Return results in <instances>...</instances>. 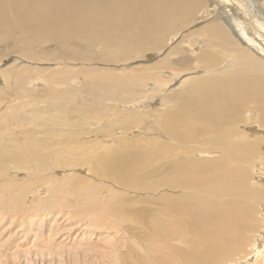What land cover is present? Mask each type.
I'll return each instance as SVG.
<instances>
[{
    "label": "bare ground",
    "instance_id": "6f19581e",
    "mask_svg": "<svg viewBox=\"0 0 264 264\" xmlns=\"http://www.w3.org/2000/svg\"><path fill=\"white\" fill-rule=\"evenodd\" d=\"M256 1L259 0H0V41L14 40L11 43L16 46L15 51L21 58L34 63L39 60V63L46 62L48 55H52L33 51L31 43L41 45L43 42L57 44L59 49L53 58L56 61L65 62L72 57L74 62H95L98 57L93 55L95 52L86 56L82 54V51L92 52L95 48L96 52L108 54L111 61H122L125 60L124 56L130 58L132 52L143 54L148 49L161 48L168 35L193 18L204 3L207 2V9L211 12V22L202 30L199 28L201 50L195 57L180 58L184 68L173 76L175 78L180 72L190 73L195 68L204 69V73L197 77L183 76L179 79L178 87L159 94L161 109L157 112L150 111L153 105L150 106L148 100L147 103L143 101L142 107H147L150 113L146 111L130 115L129 112V115H123L127 113L123 108L120 112L123 116L120 117L116 109L119 102L125 106L131 99L137 98L130 92L134 90L136 94L143 80L154 78L157 69L154 66L138 71L128 69L130 72L125 71L120 75L114 72L117 69L112 71L111 67L110 70H98L101 66L96 69L88 66L78 70L70 65L67 68L66 64V67L53 71L40 66H36L37 69L30 64L17 69L8 68L2 73V80L12 84L14 90L19 89L17 95L21 102L13 106V100L11 103L7 101L10 97L6 98L8 103L5 102L0 115V193L8 192L9 189L12 191L18 185L3 178V172L8 171L7 163L19 165L41 185L49 184L50 189H46V192L54 193L46 201L48 207L55 209L46 214L50 213L56 224L45 232V225L40 223L44 219V215L40 217L44 208L41 210L39 207V222L35 220L36 225H33L34 219H30L32 229L28 232L33 237L31 243L37 238L41 240L33 244V250H29L25 242L20 243L25 238V230L21 232L25 218L18 215L19 209H24L25 204L18 203L11 194L6 198L0 194V264H230L231 261L234 264H264V254L254 248L256 244L249 248V255L244 250L246 254L243 253V257L240 250L245 248H241L244 240L238 235L243 233L240 226L245 221L243 214L237 211L245 208L246 203L243 201L246 199L257 202L262 211L260 201L264 200V170H260L256 176L249 175L247 170L260 157L259 161L264 165V139H261L264 136V9H260ZM200 25L201 22H196L192 28ZM191 34L194 33H190L191 37L186 36L188 43L194 40ZM178 47L169 54L179 53ZM121 52L124 56L116 58ZM100 59L98 62L102 61V57ZM165 62L169 67L170 64L163 61L164 65ZM2 67L5 68V65ZM41 72L50 74L44 76ZM74 74H82L84 82H80L83 85L73 86L72 83H76ZM32 79L46 83L43 92H34V89L24 86L26 81L31 82ZM156 84L160 85V81L155 80ZM134 87L138 88L135 90ZM34 88L39 89L37 85ZM87 91L98 100L89 98ZM74 92L80 93V96ZM1 99L4 102L5 98ZM22 100H29L33 104L39 100L44 105H41L40 111L33 104L26 110ZM98 103L103 109H100L101 116L100 113L97 115L99 108L95 107ZM132 119L139 121L147 135L150 128V131L163 133L166 141L138 135L126 138L124 135L125 138L116 139L115 147H110L104 143V139H92V144L85 139L94 132L90 128L85 131L86 120L98 124L99 129L109 127L112 130L118 124L122 127L127 125H121L125 121H129V126ZM40 124H47V130L40 129ZM12 127L20 131L13 132ZM237 127H246L253 135L249 133L250 137ZM102 131L104 134L106 130ZM109 135L110 132L103 138ZM120 144L122 146L117 147ZM204 151L208 154L206 158H196V155H204ZM79 166L82 169L83 166L89 168L92 184H87V175L81 177L78 173V176L70 173L71 168L79 169ZM59 168L67 172L61 178L64 184L58 181L54 187H50L53 179L55 182L59 178H54L52 172ZM15 177L20 180L19 176ZM248 178L255 179L263 188L243 187L242 179ZM106 182L111 187L122 189L119 192L145 191V195L149 196H143L138 201L124 198L118 205H111L110 213L126 214L119 216V219L113 220L111 215L108 218L102 214L98 216L95 212L92 214L90 204H95V201L90 199L89 192L98 188L99 183ZM21 186L19 190L27 187L25 184ZM177 189H181L179 193L187 192L184 194L187 196L171 195ZM87 195L90 200L85 201ZM116 195L120 194L112 196L115 198ZM253 196L260 197V201ZM21 197L18 198L23 202L24 196ZM2 200L6 201V205ZM140 201L144 204L138 207ZM169 206L176 212L174 216ZM1 207L10 212H5ZM103 210L105 214L108 211L106 208ZM252 212L249 209L247 213ZM261 216L264 222V215ZM5 217L9 224L3 229ZM246 218L252 226L257 223L250 215ZM12 224L18 226L17 230H13L14 227L7 230L6 227ZM45 224L48 223L45 221ZM62 225L64 228L70 227L60 234ZM76 225L82 226L80 231L67 232ZM248 228L252 237L257 235L253 228ZM43 233L47 235L43 236ZM11 240L17 249L11 246ZM177 242L184 245L177 246ZM239 256L243 257L240 258L242 263L237 259Z\"/></svg>",
    "mask_w": 264,
    "mask_h": 264
},
{
    "label": "rangeland",
    "instance_id": "374dc122",
    "mask_svg": "<svg viewBox=\"0 0 264 264\" xmlns=\"http://www.w3.org/2000/svg\"><path fill=\"white\" fill-rule=\"evenodd\" d=\"M257 3H258V6H259V8L261 9H264L263 7H264V3H263V0H261V2H260V0L259 1H256ZM207 3V2H206ZM206 3H204L202 6H200V8L198 9V11L196 12V15L193 17V18H191V19H189V20H191V23H190V21L188 20V22L185 24V25H183V26H179V28H177L176 30H174L170 35H168V37L165 39L166 41H165V43H164V45L161 47V48H159L160 49V51H159V49H156V50H153V49H148L145 53L143 52V54H142V52H132L131 53V55L129 56L130 58H127L126 56H124V53H122L121 52V54L120 53H118L119 54V57L117 56L116 58H122L123 56H124V58H125V60H123V59H121L122 61H120V60H118L117 62L115 61L114 62V60L113 61H111V60H109V55L108 54H106V53H104V52H96V48H95V50L94 51H92V52H86V51H82V54H84L85 56L86 55H91V53H94L93 55H97L98 57L95 59V64L92 62V61H73L74 59L72 58V57H70V58H68V59H66V61L64 62V61H61V60H54L53 58H54V54H57V52H58V49H59V47L57 46V44L55 43V42H43V43H41V45H33V43H31V45H32V48H33V51L34 52H37L38 54H39V52H42V54L44 55V53L45 52H47V53H50V54H52V55H48V57H47V60H46V62H40L39 63V61H35V63L33 62V61H26L23 57L21 58V56L18 54V51H15V49H16V46L14 45V44H12L11 42H13L14 40H12V39H10L9 41H7V40H3V41H0V95L3 93V94H7L8 96H6V95H3L2 94V96H0V99L1 100H3L4 98V102L3 101H0L2 104L0 105V115H1V113H2V110L5 108V105H6V103H8V102H11L12 103V100H13V103L14 104H12L13 106H16L17 105V103L18 102H21L20 101V99L18 98V97H20V96H18L17 94H18V92L19 91H17V90H19L18 88H16V90H14V88H13V85L12 84H8L9 82H7V81H5V80H2V79H4V78H2L3 77V75H2V73L4 72V71H7V69L8 68H12V69H14V68H18V67H23V66H25V65H30V66H34V67H38V66H40V68L42 67V69H46V70H48V69H50V70H53V71H55V69L57 70L59 67H66L67 65L66 64H68V66H67V68H69L70 66H72L74 69H82V68H86V67H90V68H94V69H96V67L97 66H99V67H97V68H100V66H101V68L100 69H98V70H110L111 68H113L112 69V71H114L115 69H117V70H115L114 72H116L117 74H120V75H123L122 74V72H130V70H132V71H136V69H137V71L138 70H140V69H143V68H145V67H151V66H154V67H157V69L154 71V73H155V76H157L158 77V79L155 77V76H153L154 78H152V79H146V78H144V79H146V80H149V81H145V80H143L142 82V84H140V86L141 87H139L138 85V87H139V89H137L138 87H134V89L136 90V91H138V92H136V94H135V92H134V90H132L131 92H130V94H134L136 97V102H135V100H134V98L133 99H131V103L130 102H128L129 104L127 105V104H125V106L122 104L121 105V103L119 102L118 104H116V109H117V111H119V113L120 112H122L123 111V108H124V111L126 112V110H127V113H124L123 115H126V114H128L129 112H131V113H129L130 115H137L138 113L139 114H141V112H146L148 109H147V107L146 108H144V107H142V106H144V104H143V101H144V103H147V100H148V103L150 104V106H152L153 105V107H151L152 109L150 110V111H159L160 109H161V106H160V101H159V99H160V95L161 94H163L165 91H169V90H171V89H174V88H176V87H178V84H179V79L181 78V77H183V76H191V77H197V76H199V75H202L203 73H204V69L203 70H201L200 68H195L193 71H190V73H186V72H180L179 74H177V76L174 78V76L173 75H175V72H179V71H181L184 67L181 65V63H180V58H182V57H184V56H186V57H190V58H192V57H195L197 54L196 53H198L200 50H201V48H199V47H201V45H202V42H201V40L202 39H199L200 38V36L198 35V32L199 31H201L202 30V28L208 23H210L211 21L209 20V17L211 16V12L207 9L208 8V4H206ZM260 3V4H259ZM262 6V7H261ZM200 11V12H199ZM202 12V13H201ZM206 13V14H205ZM210 13V14H209ZM204 14V15H203ZM203 18V19H202ZM205 19V20H204ZM204 20V21H203ZM201 22L202 23V25H200V26H198V27H194V28H192V24H194V23H196V22ZM205 22V23H204ZM188 24V25H187ZM187 26V27H186ZM182 28V29H181ZM201 30H200V29ZM182 31H183V33H182ZM194 33V34H191V35H193V39L194 40H192L193 42H190V43H188L186 40L188 39L187 37L189 36V37H191L190 36V33ZM174 33V34H173ZM186 35H185V34ZM188 33H189V35H188ZM181 34V35H180ZM175 35V36H174ZM179 35V36H178ZM188 35V36H187ZM177 36V37H176ZM187 36V37H186ZM177 39H178V41H177ZM169 40V41H168ZM173 40H175V41H173ZM196 40H198L199 42L197 43V41ZM186 41V42H185ZM197 43V45H196V43ZM182 43H184V45L182 44ZM192 43H193V45H192ZM165 44H166V46H165ZM168 44V45H167ZM173 46L172 47V49L173 48H176V47H178L179 45V49H180V52L179 53H176V54H174V55H170L169 53L171 52V46ZM196 45V46H195ZM165 46V47H164ZM170 46V47H169ZM182 46H184V47H182ZM192 48H195V49H192ZM166 50V51H165ZM168 51V52H167ZM156 52V53H155ZM13 53V54H12ZM96 53H99V54H96ZM104 53V54H103ZM135 53V54H134ZM138 53V54H137ZM181 53V54H180ZM19 56H18V55ZM101 54H103V55H101ZM166 54V55H165ZM135 55V56H134ZM16 56V57H15ZM105 56H106V58H105ZM151 56H153V58L152 59H150L151 58ZM102 57V61L103 62H107V64H105V63H103L102 61L101 62H98V61H100L101 58ZM155 57H159L158 59L157 58H155ZM4 58V59H3ZM104 58V59H103ZM108 58V59H107ZM136 58V59H135ZM171 58V59H170ZM173 58V59H172ZM2 59V60H1ZM132 59V60H131ZM145 59V60H144ZM5 60H6V62H5ZM50 60V61H49ZM51 60H54V61H51ZM97 60V61H96ZM131 60V61H130ZM151 60V61H150ZM156 60V61H155ZM70 63H69V62ZM72 61H73V63H72ZM125 61H126V64H125ZM160 61V62H159ZM163 61H167L169 64H170V66L168 67V66H166V62H165V65H164V63H163ZM10 62H11V65H10ZM13 62V63H12ZM32 62V63H31ZM54 62V63H53ZM67 62V63H66ZM113 62V63H112ZM162 62V63H161ZM7 63H9V64H7ZM64 65L65 64V66H63L62 64ZM76 63V64H75ZM97 63H101V64H97ZM109 63H112V64H109ZM120 63V64H119ZM143 63V64H142ZM148 63V64H147ZM152 63H154V64H152ZM156 63V64H155ZM24 64V65H23ZM85 64V65H84ZM95 65V67H92V66H94ZM97 64V65H96ZM124 64V65H123ZM139 64H142L141 66L139 65ZM147 64V65H146ZM3 65H5V68L4 67H2ZM60 65V66H59ZM70 65V66H69ZM118 65H120V66H118ZM136 65H138V66H136ZM7 66V67H6ZM84 66V67H83ZM105 66V67H104ZM160 66H163V68L162 67H160ZM166 66V67H165ZM36 67V68H37ZM55 67V68H54ZM104 67V68H103ZM111 67V68H110ZM116 67V68H115ZM127 67V68H126ZM130 67H132V69L130 68ZM137 67V68H136ZM4 68V69H3ZM121 69L120 71H118V69ZM37 69H39V68H37ZM128 69H130V70H128ZM161 69V70H160ZM166 70V71H164V70ZM158 70V71H157ZM160 70V71H159ZM173 71V72H172ZM196 71V72H195ZM166 73V74H165ZM173 73V74H172ZM41 75L42 74H44V76L46 75V74H50V72H48V73H46V72H41L40 73ZM77 75V76H76ZM79 74H74L73 75V79L74 80H76L75 82L76 83H72L73 84V86L76 84V86H74V87H78V85H83L84 83H81V82H84L83 81V76H82V74H80L79 76H78ZM165 75V76H164ZM167 75V76H166ZM2 78V79H1ZM154 79V80H153ZM160 79V80H159ZM155 80H157V81H160V85L158 84H156L155 85ZM1 81L3 82V83H1ZM81 81V82H80ZM37 83V84H33V85H31L32 83ZM44 81H42V80H40V79H32L31 80V82H30V80L27 82H25L24 83V86L26 85L29 89H34V92H38V90H39V92H43L44 91V89H45V87L47 86L46 85V83H43ZM165 82V83H164ZM27 83H29V85L27 84ZM40 83V84H39ZM145 83V84H144ZM163 83V84H162ZM172 83V84H171ZM168 84V85H167ZM6 85V86H5ZM7 85L8 86H10V87H7ZM31 85V86H30ZM36 85H37V88H39V89H36V88H34V87H36ZM144 85V86H143ZM146 85V86H145ZM164 85V86H163ZM42 86H43V88H42ZM160 86L162 87V90H161V88H160ZM6 87V88H5ZM16 87V86H15ZM147 87V88H146ZM159 87V88H158ZM11 88H13V91H12V89ZM146 90H144V89ZM155 88V89H154ZM6 91H4V90ZM7 89H8V91H7ZM42 89V90H41ZM159 89V90H158ZM9 90H11V91H9ZM128 90V88L126 87L125 88V91H127ZM142 90V91H141ZM144 90V91H143ZM15 91H16V93H15ZM149 91H151V92H149ZM9 92H11L10 93V95H9ZM153 92H155V93H153ZM20 93V92H19ZM74 93H77V92H74ZM88 95H89V98H94V94H92V95H90V92L89 91H87L86 92ZM150 93V94H149ZM17 95V96H15V95ZM143 94V95H142ZM147 94H149V96L147 95ZM151 94H153V95H151ZM160 94V95H159ZM76 95H78V96H80V93H77ZM145 95V96H144ZM4 96V97H3ZM15 98H14V97ZM23 96V95H22ZM141 96H142V98H143V100H142V98H141ZM10 97V98H9ZM144 97H146V98H144ZM6 98L8 99L7 101H6ZM29 99V98H28ZM94 99H96V100H98V98L97 97H95ZM17 100V101H16ZM151 100V101H150ZM29 101V100H28ZM28 101L27 100H25L24 102H23V100H22V105L24 106V104H25V106H24V108L26 109V110H29L30 109V107H32L33 105H35V107L37 108V109H39V111L42 109V106L41 105H44V103L43 102H41V101H39V100H35V102H34V104L32 103V102H30L29 101V103H28ZM37 101V102H36ZM146 101V102H145ZM6 102V103H5ZM138 102H139V104H138ZM4 103V104H3ZM27 103V104H26ZM39 103H40V105H39ZM42 103V104H41ZM33 104V105H32ZM99 104V103H98ZM96 104V108H99L98 109V111H97V115L100 113V115L99 116H101V114H102V108L100 107L101 106V104ZM133 104V105H132ZM141 104V105H140ZM4 105V106H3ZM21 105V106H22ZM38 105V106H37ZM131 105V106H130ZM136 105V106H135ZM29 108V109H28ZM41 108V109H40ZM96 108H94L95 110H97ZM129 108V109H128ZM100 109H102V110H100ZM121 109V110H120ZM137 109H139V110H137ZM140 109L142 110V111H140ZM95 110H93L95 113H96V111ZM131 110H133V111H131ZM150 111L148 112V113H150ZM138 112V113H137ZM147 113V114H148ZM128 114V115H129ZM147 114H145V115H147ZM123 115H121V113H120V117L121 116H123ZM71 117H73V115L71 116ZM87 122H86V126H85V131L86 130H88L89 128V130H93L94 132H92V134H89V135H91V136H88V137H85V139L86 140H89V143L90 144H92V139L93 140H95V139H98V138H100L101 140L102 139H104L103 141H104V143L106 144V145H108V146H110V147H112L113 145H115V141H116V139H118V138H125L126 136V138H130V137H136L137 135H138V137H146V138H150V137H154L156 140H158V141H160V142H162L165 138V136H164V134L163 133H161V132H156L155 130L154 131H150L151 129L149 128V130H148V132H149V134L147 135V133H146V131H144V130H142L141 129V127H142V125L141 124H139V121L138 120H131L132 121V123L130 122V125L128 126V123H129V121L127 122V121H125V122H123V121H121V125H125V124H127V125H125V126H128L129 128H125V126H120V124H118L117 126H115V128L113 129L112 128V130L109 128V127H106V129L105 128H101V129H99V125L98 124H96L95 122H92V121H89V120H86ZM88 122H92V124L91 123H88ZM87 124L88 125H90L89 127L87 126ZM95 124V125H94ZM94 125V127H92ZM29 127H31V125L29 124L28 125ZM40 127V129H42V130H47V128H48V125L46 124H44V125H42V124H40L39 125ZM42 126H43V128H42ZM88 127V128H87ZM92 127V128H91ZM97 127V128H96ZM121 127V128H120ZM13 129V132H15V131H17V132H19L20 131V129L19 128H17V127H12ZM87 128V129H86ZM107 128L110 130H107ZM119 128V129H118ZM97 129V130H96ZM101 131V134H100V131ZM104 129V134H103V130ZM121 129H122V131H121ZM237 129H240V131H242V132H244V133H246V134H252L253 135V132L252 131H249V130H247L246 129V127H243V128H239V127H237ZM98 132H96V131ZM119 130V131H118ZM114 131V132H113ZM128 131V132H127ZM144 131V132H143ZM110 132V135L105 139V138H103L104 137V135L105 134H107V133H109ZM112 132V133H111ZM124 132V133H123ZM137 132H139V134L137 133ZM93 133H96V134H94L93 135ZM115 133V134H114ZM119 135H118V134ZM158 133V134H157ZM160 133V134H159ZM114 134V135H113ZM136 134V135H135ZM145 134V135H144ZM249 134V135H250ZM98 135V136H97ZM116 135H118V136H116ZM124 135H126V136H124ZM158 135V136H157ZM163 135V136H162ZM97 136V137H96ZM122 136V137H121ZM161 136V137H160ZM117 137V138H116ZM159 139H158V138ZM250 137H251V135H250ZM264 136H261V139H264L263 138ZM111 138V139H110ZM108 139V140H107ZM163 139V140H162ZM249 139V138H248ZM247 138H246V140H248ZM166 140H164L163 142H165ZM93 143H94V141H93ZM112 145V146H111ZM122 145L120 144V145H118L117 147H121ZM113 147H115V146H113ZM260 152H262V150H260ZM204 155L203 154H199L198 156L196 155V158L197 157H207V153L204 151ZM207 154V155H206ZM201 155V156H200ZM214 154H212V156H213ZM261 158V157H260ZM260 158L257 160V161H254V164L252 165V166H250V167H247V170H249V172H250V174L249 175H252V176H256L257 175V173H259L260 172V170H264V168H262V167H264V165H262V163H261V161H259L260 160ZM259 161V162H258ZM8 164H10V165H8ZM262 165V167H261V165ZM263 164H264V162H263ZM12 165V166H11ZM7 166H8V171H7V173H5V172H3V174H5V176H7L6 178H5V176L3 175V178L4 179H10L9 181H7V182H9V183H13V184H18L17 185V187H14L13 189H12V191H14L15 192V194L13 195V193L14 192H12L11 191V189H9V191L8 192H3V194H5V195H3L2 193H0V194H2V196H3V198H6L8 195H10V196H13V198H17V200L19 201L18 203H22L23 205L25 204V207H24V209H19V215H18V217H21V218H25V225L23 226V230H21V232H23L24 230V232H25V238H24V236H22L24 239H23V242H21L20 241V243L21 244H23L24 242H25V244H27L25 247H27V248H29V250H33L34 248H33V244H37V242H39L40 240H41V238H37V239H35L32 243H31V240H33V237H31V235L32 234H30L31 232H28V231H30L32 228H31V225H30V222H31V220H33L34 222H33V225H36L35 224V220H39V216H40V213H38V212H40L41 210H43L42 208H44V212H43V214L41 213V218H43L42 216L44 215V219H41V221L42 222H40L42 225H45V226H43L44 227V231L45 232H47L48 231V229L51 227V226H54L56 223L52 220V217H50L51 216V214L49 213V215H47L46 213H48L47 211H51V210H54L55 208H50V207H48V204H47V201L46 200H49V198H51L52 196V194L54 193V192H51L50 194H48L49 193V191L47 190V192H46V189H50V188H48L49 187V184L48 183H42V185L40 184L41 182H38V180H36L35 178H33V177H31L30 175H28V173H26V171H24L23 169H21L20 167H19V165H14V164H12V163H7ZM256 166V167H255ZM85 167V168H84ZM16 168V169H15ZM12 169V170H11ZM14 169V170H13ZM60 169V170H59ZM59 169H55L53 172H52V175H55V176H53L54 178H58L57 180H55V182H53L54 181V179H53V181H52V186H50V187H54V185L59 181L60 182V184H64V181L61 179L62 177H63V175H65L64 173H67V172H64L65 170H63L62 168H59ZM87 169V170H86ZM14 171V172H13ZM16 171V172H15ZM56 171V172H55ZM72 171V172H71ZM22 172H24V173H22ZM81 172V173H80ZM8 173H10V175L13 173H15L14 175H11L12 177H13V179H12V177L9 175H7ZM17 173V174H16ZM70 173L71 174H73V173H75V175H77V173L79 174V176H81V177H85L86 175V177H87V184H92L93 183V181H92V179H89V177H90V171H89V168H87V166H83V169H82V166H79V169H77L76 167H74L73 168V170H72V168H71V170H70ZM69 173V174H70ZM88 173V174H87ZM25 175V176H24ZM84 175V176H83ZM15 176H17V178H18V176L20 177L19 179L20 180H18V179H16V177ZM78 176V175H77ZM25 179V180H24ZM85 179V178H84ZM250 179H252V180H254V181H252V180H250ZM248 178V179H242V181H243V183H244V185H243V187L244 186H246V188L248 189V188H251V189H255L256 188V186H257V188L259 187V188H263V187H260V184H258V183H256V181H255V179H253V178ZM11 180H13V181H11ZM17 180V181H16ZM23 180V181H22ZM90 181V182H89ZM25 182V183H24ZM95 182H97V181H95ZM19 184H21V185H26L27 187L26 188H24V189H21V190H19L18 189V187H20L19 186ZM38 184V185H37ZM76 184H78V182H76ZM103 184H104V186H103ZM109 184V185H108ZM107 185V186H106ZM249 185H251V186H249ZM259 185V186H258ZM110 188H112V189H110ZM22 188H23V186H21ZM47 187V188H46ZM103 187V188H102ZM110 189H108V188ZM253 187H255V188H253ZM245 188V191L247 190ZM45 189V190H44ZM101 189H102V191H101ZM104 189H105V191H104ZM18 190V191H17ZM24 190V191H23ZM119 190L120 191H122V189H120V188H117V187H111V185H110V183H99V187L98 188H96L95 190H93V191H91V192H89V193H91V197L92 198H90L88 195H87V197L85 198V201H88V200H94L95 201V204L92 202V204H90V212L92 213H94L95 215H98L99 216V214H102L103 216H106V218H108L110 215V218H113V220H115V219H119V216L120 217H123V216H125L126 214H124L123 213V215L122 214H120V215H117V214H119V213H117L116 214V212H115V214L114 213H110L109 211H110V208H112V206L114 207V206H116V205H118L119 203H121L120 201H124V200H122V199H127V198H131V200H133V198H135V200H133V201H138V199L139 198H143V196L144 197H148L149 195H145V193H147V192H143L142 193V191H134V190H130V191H123V192H119ZM181 189H177V191L176 190H173L172 191V194L171 195H173L174 197H180V196H187V195H184L185 193H187V192H185V191H183L184 193H182V192H180L179 193V191H180ZM23 191V192H22ZM110 191V192H109ZM116 191V192H115ZM174 191H175V193H174ZM112 192V193H111ZM119 192V193H118ZM8 193V194H7ZM21 193H23V194H21ZM40 193H42V194H40ZM44 193V194H43ZM111 193V194H110ZM142 195H141V194ZM174 193V194H173ZM177 193V194H176ZM110 194V195H109ZM114 194H120V195H116L115 196V198L112 196V195H114ZM129 194V195H128ZM139 196H137V195ZM140 194V195H139ZM17 195V196H16ZM24 196L23 197V199L26 201H24L23 200V202H22V199H20V198H18V197H21V196ZM31 195V196H30ZM36 197V199H35V197ZM40 196V197H38V196ZM50 195V196H49ZM101 195H102V197H101ZM109 195V196H108ZM123 195H125V196H123ZM107 196V197H106ZM112 196V197H111ZM38 197V198H37ZM69 198H71V196H68ZM95 197L97 198V200L95 199ZM99 197V198H98ZM101 197V198H100ZM108 197H109V200H108ZM119 197V198H118ZM22 198V197H21ZM26 198V199H25ZM43 198H46V199H44L43 201H42V199ZM56 198V197H55ZM90 198V199H89ZM118 198V199H117ZM250 198V197H249ZM253 198L254 199H256L257 200V198H258V201H260L259 199H261L260 197H256V196H253ZM41 199V200H40ZM115 199H117V201L115 200ZM151 199V198H150ZM4 203H5V205H6V201L5 200H2ZM41 201V203H39ZM100 203L99 204V207H98V202ZM101 201V202H100ZM104 201V202H103ZM247 201V202H246ZM246 201L244 200L243 201V203L245 204L246 203V205H245V208H243V209H238L237 211H239L240 213H242L243 214V220L245 221V223L243 224V225H241L240 226V228H241V231L243 232L242 234H240V235H238L240 238H243V240H244V242H243V244H241L242 245V247L241 248H243V247H245L243 250H240V251H242V255H243V257H244V254H246V252L248 251V253H247V255H249V253H250V250H249V248L251 247V246H253V244H256V245H254V248L255 249H259V251H260V254H264V239H263V234H264V222H263V218H262V216H261V214L262 215H264V200H261L260 201V203H261V205H262V211L259 209V205L257 204V202H254V200H252V199H246ZM249 201H250V203H249ZM44 204H43V203ZM116 202H118V203H116ZM144 202H146V201H144ZM252 202H254V203H252ZM38 203H39V205H41V206H39L38 205ZM97 203V204H96ZM102 203V204H101ZM104 203V204H103ZM106 203V204H105ZM146 203H148V202H146ZM151 202H149L148 204L149 205H153V203H151ZM257 205H256V204ZM35 204V205H34ZM46 204V205H45ZM142 204H144L143 203V201H140L139 203H137V205H138V207L140 206V205H142ZM31 205V206H30ZM33 205V206H32ZM36 205H38V206H36ZM97 205V206H96ZM112 205V206H111ZM166 205L168 206V204H167V202H166ZM255 205L257 206L256 207V209H255ZM106 206V207H105ZM110 206V207H109ZM27 207V208H26ZM34 209H33V208ZM41 208V210H40V208ZM97 207H98V210H97ZM170 207V206H169ZM1 208H3V207H1ZM16 208V207H15ZM28 208L30 209L29 211H27L28 210ZM36 208V209H35ZM99 208H101L100 210H99ZM104 208H106L108 211H106V214H105V212L103 213V209ZM171 208V207H170ZM4 209V208H3ZM172 210H171V213H172V215L174 216L175 214H176V212L174 211V209L173 208H171ZM249 209H251L253 212H252V214H248L247 212H248V210ZM14 210V209H13ZM16 211H17V209H15ZM24 210V211H23ZM95 210H97L98 211V213H97V211H95ZM4 211L5 212H10V211H8V210H5L4 209ZM12 211V210H11ZM23 211V212H22ZM31 211H32V213H31ZM260 212V213H259ZM1 213H3L4 214V212H2L1 211ZM7 213H5V214H7ZM21 213H23V214H21ZM30 213V214H29ZM34 213V214H33ZM89 214V215H92V214ZM175 213V214H174ZM46 214V215H45ZM258 214H259V216H258ZM33 215V216H32ZM108 215V216H107ZM248 215H250V217H252L254 220H256L257 221V223H255V224H253V226L251 225V223H250V221L248 220V218H246ZM253 215V216H252ZM8 216V215H7ZM97 216V217H98ZM114 216V217H113ZM115 216L117 217V218H115ZM38 217V218H37ZM51 218V219H49V218ZM88 217V216H87ZM233 217H234V215H233ZM7 221H6V220ZM31 219V220H30ZM4 220H5V224L2 226L3 227V229H5V226H7L8 224H9V221H8V219L5 217L4 218ZM26 220L28 221V222H26ZM37 220V221H38ZM45 221H46V223H48V224H45ZM39 222V221H38ZM52 222V223H51ZM27 224H28V226H27ZM14 225H16V224H12V225H10V226H8V227H6L7 228V230H9V229H12L13 227V230H17V227L16 226H14ZM32 225V226H33ZM254 225H256L255 227H254ZM63 226V225H62ZM61 226V228H62V230H60V234L63 232V231H66L67 229H68V227H70V226H68V227H66V228H64L65 226H63L62 227ZM28 227V228H27ZM81 225H76L75 226V228L74 229H72L71 231H67V232H74L75 231V233L76 232H78V231H80V229H81ZM248 227H251V228H253L254 229V233H256L257 235L255 236V234L253 235V237L251 236L252 235V233L251 234H249L250 233V228H248ZM255 228H256V230H255ZM247 229H249V230H247ZM27 231V232H26ZM74 233V234H75ZM73 234V235H74ZM247 234L249 235V236H247ZM30 235V236H29ZM47 235V233H43V236H46ZM261 235V236H260ZM243 236V237H242ZM255 236V237H254ZM251 238H252V240L254 241V243H252L253 241L251 240ZM254 238V239H253ZM250 243H248L249 245H247V243H246V240ZM13 240V239H12ZM11 240V241H12ZM14 241V240H13ZM12 241V242H13ZM252 241V242H251ZM11 242V243H12ZM27 242V243H26ZM66 243L68 242L67 240L65 241ZM257 242V243H256ZM262 242V243H261ZM8 243V242H7ZM244 243H246V244H244ZM13 244V245H12ZM11 244V246L13 247V248H16L17 249V247L14 245V242ZM174 244L176 245V242H174ZM177 246H183L184 245V243H181V242H177ZM8 245H10L9 243H8ZM247 246V247H246ZM258 246V247H257ZM248 248V249H247ZM18 249H23V248H19L18 247ZM77 249H79L80 250V246H78L77 247ZM247 249V250H246ZM246 252H245V251ZM172 251V250H171ZM262 251V252H261ZM237 252H239V248H238V251ZM244 253V254H243ZM237 254V253H236ZM239 254V253H238ZM237 254V255H238ZM91 256V255H90ZM243 257H238L237 259H239L238 261L239 262H241L242 260L241 259H243ZM92 258V257H91ZM241 258V259H240ZM82 260V259H81ZM232 263H233V261H231ZM69 263V262H68ZM232 263H230V264H232ZM242 263V262H241ZM160 264V263H159ZM234 264V263H233Z\"/></svg>",
    "mask_w": 264,
    "mask_h": 264
}]
</instances>
